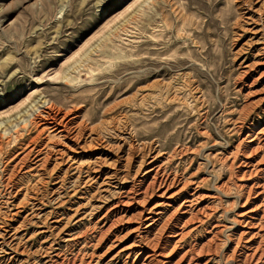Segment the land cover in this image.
Instances as JSON below:
<instances>
[{"label":"rangeland","instance_id":"rangeland-1","mask_svg":"<svg viewBox=\"0 0 264 264\" xmlns=\"http://www.w3.org/2000/svg\"><path fill=\"white\" fill-rule=\"evenodd\" d=\"M262 2L0 0V219L17 227L34 214L20 234L30 239L34 264L53 254L56 264H264ZM46 109L78 117L88 134L97 128L91 138L113 150L128 149L126 130L136 148L157 150L165 172L180 181L147 203L156 208L146 226L154 222L155 233L168 223L167 254L150 257L145 226L139 232L134 216L128 220L137 212L100 220L125 196L115 193L91 216L113 190L102 184L100 192L108 190L99 200L95 181L64 177L69 167L105 157L96 142L72 150L63 171L52 172L55 162L34 171V159L16 171L30 147L60 144L39 122ZM14 172L18 194L8 199ZM26 252L0 253V264H24Z\"/></svg>","mask_w":264,"mask_h":264},{"label":"bare ground","instance_id":"bare-ground-1","mask_svg":"<svg viewBox=\"0 0 264 264\" xmlns=\"http://www.w3.org/2000/svg\"><path fill=\"white\" fill-rule=\"evenodd\" d=\"M251 1L252 0H248V3H251ZM260 8H261V11L263 12L264 11V0L262 4L260 5ZM244 17H245V14L240 13V18L244 19ZM238 20H239V16L236 19V22H238ZM260 52L264 54V47L261 49ZM38 116H39L38 117L39 122L41 123V126L43 127V131H51L54 134V136L58 137V140H61L60 144L54 147L53 146L50 147V145H45L43 149L41 148V146H36V145L30 147L29 148L30 150H26L27 153L17 163L16 171L18 169L22 170V168H24L25 166L28 168L29 166L28 161L32 159H34L33 160L35 161L34 165H36L35 168L33 169L34 171L46 172L48 171V169L46 168L47 165L49 163H54V162H55V165L52 169V172L58 169L62 170L63 168H60V167L66 158H67V161L70 159L69 155L74 153V151L72 150H79L82 147H84L85 144L87 143L96 142L97 144H99L100 146L99 148H101L102 151H105L103 152L105 157L98 156L96 158V162L94 163V165L86 169L84 168L82 169L80 167L71 169L69 167L68 169H66L65 172H63L64 177L67 173L74 172L72 174L74 176H71V181H76V183L78 182L82 183V181L86 179L87 181L90 179L95 181L96 186H98V188H95L97 193L94 196H97L99 200L103 198L104 196H106L107 194V192H105L106 190H108L109 188L113 190L112 194H108V196L105 198L103 202L97 203L99 204L98 208L96 209L93 208V207H96V205L91 206L92 209L90 212L94 211V214H92L91 216L97 215V213L99 212V210L97 209H101V210L104 209L106 205L110 203L109 198H113V196H116L117 194L125 196L124 198H119L116 204L112 205L113 206L111 208L112 210H107V213L100 220H103L104 218L105 219L108 218L110 215H112V213L114 214L117 213V215L121 216L122 214L126 215V213L131 212V211H134L135 213L137 212L136 214H133L131 217H129L128 220H130V218L134 216V219H136L138 222L137 224L138 226L136 229H138L139 232L145 226V229H146L145 233L148 235V238L146 239L145 249L147 248L151 249L152 255L150 257L156 256V255L158 257H161L164 254H167L170 249L169 245L171 243L173 244V241H174V240L171 241L169 239L165 240L163 237V234L165 233L168 227V223L164 225L161 224L159 228L156 229L155 233H154V230L157 226L154 227L155 226L154 222L146 226L148 221L153 220V216L147 217V215H150V213H153V210L156 208V207H153L152 209L147 208V203L149 199L153 198L154 196L161 197L170 188L174 187L177 184L180 185V181L178 177L173 176V175L170 176L165 172L164 170L165 163L160 164L158 162V159L161 156H158L157 150L153 146H144V145L138 147L139 149L136 148L132 143L131 134L129 133L128 130H126L123 132V135L121 137L122 138L121 142L125 143L128 141L127 143L128 149L124 150L123 148H119L116 151L112 149V147L109 145L107 141H101L99 139L91 138V134L94 133V131H96L97 128H93L92 131L88 130L89 131V134H88V132L85 131V127L83 126V124H76L77 123L76 120L78 117H75V118L72 117V119H70L69 116L67 117V115L62 116V117H58V116L53 117L52 111L47 110V109L40 112ZM44 116L47 117V119H45ZM235 150H237L238 152L239 147L236 148ZM136 154L141 155V160L140 162L138 161L139 163L135 161L136 156H137ZM102 158H104V160H107V163L110 161L113 163L112 165H110V168H108L107 163L102 165L103 163L100 162ZM149 165L152 167L147 170V166ZM106 168H108V171H106ZM124 168L130 169L131 171L125 173L124 175L123 173ZM134 169H136L135 172H134ZM15 172L11 174L6 180V187L8 188L7 191H9L6 196L8 197V199L13 198V193H15L14 195L18 194V191L14 192L13 190H11V189H15L16 184H17V182L15 183L16 179L14 178ZM102 175H105V178L102 180L101 183H99L101 181ZM72 179H75V180H72ZM129 180H131V182H129L130 188L126 187ZM87 181L85 183H87ZM102 184L109 185L107 186L108 189L104 190V193L100 192L102 191V188L100 187L102 186ZM186 187L187 185L184 184L183 187L179 191H177L178 193L176 192V194H179V192L181 190H184ZM115 193L117 194L114 195ZM176 194L174 193L173 196ZM193 198H194V195H192L190 199H193ZM192 202L193 201H191V203L189 202L190 203L189 207H191ZM185 203H187V201L184 202L181 205V207L185 205ZM132 205L136 207L134 208V210L130 208L132 207ZM10 206L11 204L9 205L8 209L11 208ZM19 214L20 212L18 210L16 213L13 212L11 216V221H13V219L17 217ZM37 215L40 216L41 214L38 213ZM1 216L3 215L0 212V218ZM33 217H34V214L32 213L28 214L17 227L10 226V224L8 223V220L1 221L0 219V224L3 225L0 228V253H2L3 255L9 253L8 254L9 256L13 258L15 257L17 258L18 256L22 255L27 250V252L25 253L26 259L24 261V264H34L35 261L33 258V253H31L32 250L30 249L31 247L29 246L30 239L26 240L25 237H23L24 235L20 236L22 228L25 227L29 223H33L32 222ZM176 225H178V223H175L171 227V231L173 235H170V236H174V234L176 233V230L174 229V226L176 227ZM4 227L6 228L3 230ZM108 233H109V230L106 232V234ZM157 234H160V237ZM102 240L103 238H100L98 241L101 242ZM140 240L141 242H143L142 238H140ZM22 242H24L26 247L21 245ZM70 243L71 242H69V244ZM237 249H239V236H238L236 247L232 251V254H231L232 257H235L237 255L238 253ZM256 254H257V249L253 251L250 257L255 258ZM1 257H0V260H1ZM57 258H58V255L53 254L50 258H47L48 259L47 264H56ZM161 264H171V261H161Z\"/></svg>","mask_w":264,"mask_h":264}]
</instances>
